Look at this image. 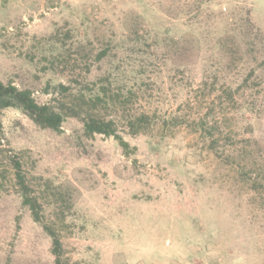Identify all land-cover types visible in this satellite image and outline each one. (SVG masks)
<instances>
[{"label": "rangeland", "instance_id": "obj_1", "mask_svg": "<svg viewBox=\"0 0 264 264\" xmlns=\"http://www.w3.org/2000/svg\"><path fill=\"white\" fill-rule=\"evenodd\" d=\"M194 3L0 0V78L32 89L40 104L105 93L109 105L97 112L115 120L132 151L114 137H87V108L68 117L61 133L6 110L0 264H55L52 239L22 202L12 160L22 163L69 264H264V194L253 187L264 183V158L237 152L264 146V89L237 103L225 93L239 74L223 70L218 39L227 25L219 15L235 4L215 0L198 12ZM250 3L264 32V0ZM186 34L197 40L196 53L176 72L170 39ZM205 71L213 78L199 88ZM248 100L257 102V115L241 112ZM143 114L132 132L128 119ZM201 117L231 133L216 134L218 152L193 128Z\"/></svg>", "mask_w": 264, "mask_h": 264}, {"label": "trees", "instance_id": "obj_2", "mask_svg": "<svg viewBox=\"0 0 264 264\" xmlns=\"http://www.w3.org/2000/svg\"><path fill=\"white\" fill-rule=\"evenodd\" d=\"M214 1L215 0H209L208 3L206 0H194V4H196V9L199 12L200 10L203 11L202 9L204 6L211 7ZM221 1L228 4H235L230 13L224 12V9L220 12L219 16L221 19L225 20L227 27L223 37L218 39V45L220 53L225 61L222 65L223 70L225 69L227 72L237 71L239 74V79H237V82L233 83L234 86H232L231 83H225L223 86L225 93L229 95L233 102L237 103V96L243 98L248 91L252 92V96L259 95L261 90L264 89V32L255 25L252 19L253 6L250 0ZM225 11H227L226 8ZM198 12L195 14L197 15ZM189 14L194 13L190 12ZM184 15H187V13ZM200 15L199 13L198 17H200ZM165 41H167V39ZM170 41L176 48L174 53L176 64L175 71H185L188 66V61L191 62L192 57L196 53L193 45L197 40L193 39L191 35L186 34L179 39L171 38ZM98 56L100 60H103L106 53L103 52ZM248 63H253V67H251V64L248 65ZM246 68L247 70L250 68L247 75L246 73L242 75L244 74L243 72H246ZM212 78L211 74L205 71L199 88L208 87L209 80ZM211 85H215V82ZM61 88L67 92L70 90V87L63 85H61ZM101 94L102 93L96 94L92 97H87L84 94L76 95L69 105L57 106L53 104H40L35 99L32 89L20 87L13 82H5L0 78V141L3 136L1 119L6 110L15 109L20 111L40 128L61 133L63 124L68 117L81 118L83 108H87L88 115L83 119L85 135L87 137H95L97 135L114 137L124 148L126 154H132L129 143L126 142L122 136L118 135L115 120H107L106 117H102L99 112H97V108L99 109L103 104L109 105L103 97L106 94ZM242 104L241 108L243 110L241 112L257 115V102L255 100H248L245 104ZM94 109L96 113L93 111ZM146 116L147 115L143 114L139 117H131L128 119V126L132 132H139L142 127L141 123H145L147 119ZM193 128L195 132H200L209 139V146L211 150L215 152L219 151L217 148L219 139H215L216 134H224L226 138L231 134L228 128H223V125L215 122V120L210 122L207 117L194 120ZM246 149L247 146L240 147L239 151H237L239 154L238 157L244 159L249 158V156L252 157L253 154L254 157H257L258 155L256 152H259L260 156L264 158V146H260L259 143H256V148L252 147L251 150L253 151H246ZM12 162L14 178L19 187L23 204L29 208L35 221L42 224L44 231L52 239V253L55 257V264H69V261L65 259L64 245L54 223L47 224L43 222L42 213L44 206L39 197L34 195L35 191H33L32 184L23 172L22 163L19 160H12ZM253 187L257 192L264 194V183L254 181Z\"/></svg>", "mask_w": 264, "mask_h": 264}]
</instances>
